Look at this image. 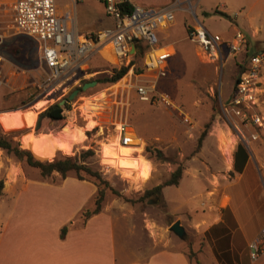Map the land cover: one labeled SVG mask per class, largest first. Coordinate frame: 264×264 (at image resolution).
I'll return each mask as SVG.
<instances>
[{"label":"rangeland","instance_id":"1","mask_svg":"<svg viewBox=\"0 0 264 264\" xmlns=\"http://www.w3.org/2000/svg\"><path fill=\"white\" fill-rule=\"evenodd\" d=\"M127 1L142 6H164L176 0ZM177 4L173 23L157 33L161 42L174 47V54L165 65L166 76L156 81V91L167 92L188 121H184V116H181L178 110L141 101L133 92H130L126 119L143 142L142 153L149 158L151 176L147 174L139 179L141 187L130 181L135 176L128 179L134 170L136 176L147 173L149 166L140 157L133 161H130L128 157L121 161L118 159L117 163L124 168L123 175L120 172L116 173L113 169L101 171L95 152L84 158V163L92 170L98 171L102 179L107 181L108 186L117 192L114 194L107 188L100 203V209L116 217L117 238L120 242L124 240L130 243L131 246L147 243L148 234L155 232L157 225L162 228L156 230L170 233L168 227L172 224L170 222L173 219L170 218L173 214L179 215L184 224L185 211L189 210L193 217H197L196 213H200V207H208L209 201L219 197V192H222L230 183H233L228 189L231 192L242 188L244 184L250 185L249 178L243 182L244 184L236 181L238 175L233 171V153L238 143H242L247 149L249 163L254 170L260 176L264 173V129L259 133L261 128L239 127L240 134L246 140H242L241 137L237 139L235 136L239 135V132L230 126L231 120L227 121L222 112V105L229 98L234 82L242 69L238 65L240 56L237 55L238 53L235 54L236 56L229 55L227 50H223L221 60L207 61L186 37L187 28L196 23L187 10V3L180 0ZM56 5L60 11L69 10L77 20V25L83 27H79L82 31L99 30L112 24V19L106 14L102 0H83L74 4L70 0H56ZM194 13L197 20L209 32L218 33L224 37L231 35L234 30L249 31L254 28L257 30L258 46L264 47V0H199ZM252 50L248 48V53ZM108 56H110L109 51L100 50L88 61V76L83 78L79 75V79H77L78 75L71 77L61 88L58 87L50 93L43 92L38 88L44 79L38 46L33 40L17 33L13 28L11 0H0V121L3 118L6 119L0 124V136L8 137L18 143L20 148L29 149L33 156L41 161H52L62 156L79 160L82 152L87 149H97L101 136H99L98 128H92L100 123L101 119L97 115L100 106L92 100L102 99L104 95L102 92L96 94L99 91L96 87L88 88L83 93L78 92L77 96L71 100V105L74 106L81 103L83 94H96L86 99L85 110L90 113L88 117L84 113L79 116L70 112L63 114L64 118L59 122L51 121L44 116L37 130L35 124L39 114L44 113V110L52 103L65 98L72 90L80 88L83 85V79L106 76L110 67L115 66L114 63H110ZM115 90L116 88L113 87L107 90L108 99H110L109 93ZM39 101H44V104L39 109H35L34 104ZM258 109L263 112L261 105ZM29 112L34 113L35 119L32 125L7 132L3 130L5 123L11 120L14 114L20 113L26 116ZM207 122H209L207 134L197 148V138ZM65 125L69 126L71 133H74L76 128H80L83 136L75 134V137H70L60 133L59 130ZM27 132L54 133L41 139L21 142L22 135ZM253 132L258 133V137L251 140L249 134ZM56 137L69 146H60V143L55 142ZM232 138H235V144L230 163L225 155V148ZM107 148L103 146L105 150L103 160H105ZM156 149L162 152L166 160L155 159L154 150ZM120 151L132 155L138 153L140 148H121ZM256 157L261 160H257ZM0 162L4 167H9V178L25 175L30 179L28 188L31 191L36 188H50V190L55 188L54 191L57 192L60 188L77 187L83 188L85 195H88L92 190L84 187L87 184L83 185L81 181L94 184V180L86 175L83 180H77V182L73 171L68 172L65 178L57 172L43 177L37 168L28 166L5 151L0 153ZM178 164L183 168L178 185L165 186L160 197L138 200L146 189L166 180ZM124 176L128 178L125 179ZM258 180L261 185H264V177H258ZM3 182L2 175L0 189ZM59 196V194L53 196V204L57 202ZM28 197L29 195L23 194L21 200L16 201L25 203ZM11 201L13 199L3 202L0 200V203L6 208L7 203ZM84 202L81 213L91 204L92 206L87 210L91 211L94 208V197L92 201L88 195ZM4 211L5 209L2 213ZM185 237L188 238L187 231Z\"/></svg>","mask_w":264,"mask_h":264},{"label":"built area","instance_id":"2","mask_svg":"<svg viewBox=\"0 0 264 264\" xmlns=\"http://www.w3.org/2000/svg\"><path fill=\"white\" fill-rule=\"evenodd\" d=\"M70 1L74 4L83 0ZM177 1L180 2L176 0L168 5L155 7L132 4L127 10L124 6L127 0H102L112 24L93 32H80L76 29L69 10L58 11L56 0H11L13 28L17 33L33 40L41 54L44 79L38 88L43 92L50 93L58 87L61 88L71 77L78 75L79 79V75L83 78L88 76V61L102 49L109 51V61L115 64L110 67L108 75L112 73V67L128 66L125 74L117 82L96 92V94L102 92L105 98L92 100L100 106L97 115L101 119L100 123L92 128H98L101 136L97 149L92 150L103 172L110 169L116 173L120 172L104 162L103 146L108 147L106 149L108 153L118 151L120 148H140L132 157L149 161L142 153L144 147L141 138L136 135L126 119L130 92L141 101L178 110L179 114L184 116L167 92L156 91V81L166 76L165 65L174 54L172 45L161 43L157 33L173 23ZM183 1L187 3V10L196 21L193 26L187 28L186 37L207 61L221 60L224 48L232 56L246 49L247 36L243 31L234 30L228 40H223L220 34L209 32L197 20L194 8L199 0ZM263 71L264 47L248 56L246 64L234 82L229 98L222 105L224 116L227 121L231 120L230 126L238 132L239 127L254 126L264 129V111L258 109L262 103ZM111 87L116 90L109 93L108 99L106 92ZM93 95L83 94L81 103L74 106L70 104L69 108L64 109L63 114L74 112L81 116L84 113L88 117L90 113L85 110V103L86 99ZM93 118L96 119L95 116ZM183 119L185 122L188 121L186 116ZM236 135L237 139L241 137L242 140H246L240 132ZM257 137L256 132L249 134L251 140ZM148 172L151 176L152 169ZM135 185L141 187L139 183ZM247 248L252 259L264 253V225L258 236L248 243Z\"/></svg>","mask_w":264,"mask_h":264},{"label":"crops","instance_id":"3","mask_svg":"<svg viewBox=\"0 0 264 264\" xmlns=\"http://www.w3.org/2000/svg\"><path fill=\"white\" fill-rule=\"evenodd\" d=\"M73 19L78 31H96H82L83 27L77 25L74 16ZM256 31L254 28L243 31L247 36L246 49L237 54L242 69L248 56L260 49ZM232 34L221 37L228 40ZM248 48L253 50L248 53ZM262 74L261 106L264 111V71ZM5 120L3 118L0 124ZM2 151L0 149V153ZM249 159L248 155L241 172H236V181L243 183L249 178L250 185L243 183L242 188L231 192L228 189L233 183H230L219 192V197L209 201L208 207H200L198 214L195 212L197 217L185 211V224L179 215L173 214L170 223L180 220L189 239L185 234L179 238L171 231L160 232L156 229L162 227L156 224L155 232L147 236V243L136 246L119 241L117 219L106 210L100 209L84 220L80 217L87 196L93 201L94 184L79 180L92 190L88 195L83 188L77 187L60 188L57 192L55 188L31 191L28 188L30 179L25 175L9 178V167L0 162V177L4 176L0 200L13 199L6 208L0 203V264H264V253L252 259L247 248L264 225V185L258 180L264 173L260 176ZM23 194L29 197L25 203H19ZM57 194L60 196L53 204V196ZM188 252L193 256L189 257Z\"/></svg>","mask_w":264,"mask_h":264},{"label":"trees","instance_id":"4","mask_svg":"<svg viewBox=\"0 0 264 264\" xmlns=\"http://www.w3.org/2000/svg\"><path fill=\"white\" fill-rule=\"evenodd\" d=\"M133 3L127 1L124 6L127 10L130 9ZM155 7V6H154ZM128 66H121L119 68L112 67V73L106 75L102 78H93L96 80V88L99 90L103 87L117 82L127 71ZM83 80L85 82L93 80ZM94 87V88H95ZM81 92V91H80ZM67 97V96H66ZM71 101L65 100L63 105H59L58 101L49 105L45 110L44 114L47 118L54 122H59L63 120L64 115L63 111L66 108H69ZM64 127V126H63ZM62 127V128H63ZM209 127V122L204 125L203 130L197 138V148L200 147L202 140L207 134ZM80 129V128H79ZM54 133V132H52ZM51 132H27L21 137V142L23 141H33L37 139L44 138L52 134ZM0 149L5 151L7 154H12L17 160L25 162L28 166L37 168L41 176H49L52 172H57L62 178L66 177V174L70 171L75 173V176L78 180H83L84 176H88L94 180V185L96 186V193L94 196V208L91 211L83 210L81 213L82 219L84 220L90 214L97 213L100 210V203L103 199L105 190L107 188L114 194L117 192L108 186L106 180L102 179L100 173L96 170H92L86 163H84V158L88 155H93L94 151L92 149H87L86 151L80 154L79 160L74 159L70 156H62L59 158H54L52 161H41L33 156L31 151L27 148H20L18 143H15L13 140L5 136H0ZM148 151V149H147ZM154 157L157 160L164 161L166 157L162 154L160 150H154ZM247 151L242 143L236 145L235 151L233 153V171L241 172L243 165L247 159ZM148 158V157H147ZM149 159V158H148ZM182 166L178 164L176 168L170 173L169 177L163 182L146 189L141 196L138 197L139 201H144L153 197H160L162 189L165 186H176L179 183L182 174ZM64 233V229L61 230V236ZM188 256L192 257L193 254L188 252Z\"/></svg>","mask_w":264,"mask_h":264},{"label":"bare ground","instance_id":"5","mask_svg":"<svg viewBox=\"0 0 264 264\" xmlns=\"http://www.w3.org/2000/svg\"><path fill=\"white\" fill-rule=\"evenodd\" d=\"M44 104V101H39V102H36L34 104V108L35 109H39L42 105ZM35 112V111H34ZM34 118V113H28L26 116H23L22 114L20 113H16L13 115V117L11 118V120H9L8 122L5 123V125L3 126V130H5V132L9 131V130H14V129H18V128H21L24 126H30L32 125V121H33ZM37 120V119H36ZM72 128V127H71ZM75 129V128H74ZM73 129V131H74ZM60 133H63L65 134L66 136H72V137H75V134L77 136H83V133H82V130L79 129V128H76L74 133H71V130L69 128L68 125H65L63 128H61L60 130ZM56 134V132H55ZM76 136V137H77ZM55 142L57 143H60V146H69L68 144H66L65 141H62L61 139H59L58 137L55 138ZM65 139V138H64ZM230 141V140H229ZM223 142V141H222ZM225 143V142H224ZM223 144V143H222ZM235 144V138L233 139L232 138V141L228 142V146L225 148V155L228 157V159L230 160V153L233 149V145ZM59 145V144H58ZM223 147V146H222ZM121 149V148H120ZM120 149L118 151H115V152H111V153H108L106 151V156H105V160L104 162H106L107 164L109 165H112L114 168H116L117 170H120V173L123 175V172H124V168L120 166V163H117L118 159L121 161V160H125L126 157H128V159H130V161H133L135 160V158L132 157V155H128L126 154L125 152H121ZM129 149V148H128ZM110 158H107L109 157ZM142 159V158H141ZM143 161H146V163L148 164V171L150 169V164H149V161L143 159ZM115 163H117L115 165ZM132 168V167H131ZM147 171L146 174H140L139 176H136V172L135 170L131 173V176L130 178L128 177H125L126 179L128 178L129 180L131 178H133V176H135V178L131 179L130 181L132 182H135V183H139V179H141V177H144L146 176L147 174L149 175V172Z\"/></svg>","mask_w":264,"mask_h":264},{"label":"water","instance_id":"6","mask_svg":"<svg viewBox=\"0 0 264 264\" xmlns=\"http://www.w3.org/2000/svg\"><path fill=\"white\" fill-rule=\"evenodd\" d=\"M97 82L95 79L85 82L80 88L74 89L72 90L67 97L61 99L58 104L59 105H63V103L65 102V100L71 101L74 99V97L78 94L79 91H86V89L88 88H93L94 86H96ZM45 116L44 113H41L38 115L37 117V121L35 124V129L37 130L40 127V122L41 119ZM169 230L174 233L176 236H178L179 238H182L185 234V231L183 229V227L180 225L179 221L176 220L175 222H173L170 226H169Z\"/></svg>","mask_w":264,"mask_h":264},{"label":"flooded vegetation","instance_id":"7","mask_svg":"<svg viewBox=\"0 0 264 264\" xmlns=\"http://www.w3.org/2000/svg\"><path fill=\"white\" fill-rule=\"evenodd\" d=\"M29 38V37H28Z\"/></svg>","mask_w":264,"mask_h":264}]
</instances>
